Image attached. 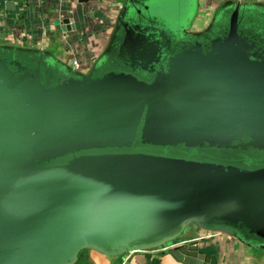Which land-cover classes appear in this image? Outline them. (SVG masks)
<instances>
[{"label": "water", "instance_id": "obj_1", "mask_svg": "<svg viewBox=\"0 0 264 264\" xmlns=\"http://www.w3.org/2000/svg\"><path fill=\"white\" fill-rule=\"evenodd\" d=\"M199 1L124 0L85 72L0 45V264L178 249L191 224L264 248V1L193 30Z\"/></svg>", "mask_w": 264, "mask_h": 264}, {"label": "crops", "instance_id": "obj_2", "mask_svg": "<svg viewBox=\"0 0 264 264\" xmlns=\"http://www.w3.org/2000/svg\"><path fill=\"white\" fill-rule=\"evenodd\" d=\"M225 0H200L201 28ZM244 1V0H242ZM264 1V0H248ZM124 0H0V45L37 48L87 71L101 54ZM178 249L153 248L109 256L90 250L85 264H264L253 248L226 232L189 225ZM179 245V246H180ZM78 262V261H77ZM76 262V263H77ZM81 262V264H83ZM75 263V264H76Z\"/></svg>", "mask_w": 264, "mask_h": 264}, {"label": "rangeland", "instance_id": "obj_3", "mask_svg": "<svg viewBox=\"0 0 264 264\" xmlns=\"http://www.w3.org/2000/svg\"><path fill=\"white\" fill-rule=\"evenodd\" d=\"M199 2H200V1H199ZM199 11H200V9H198L197 17L199 16ZM210 21H211V20H210ZM208 24H209V23H208ZM208 24H207V25H208ZM207 25H206V26H207ZM206 26H205V27H206ZM205 27H203V28H205ZM203 28H201V24H198L197 21H195L194 24H193V26H192V29H193V30H201V29H203ZM68 65H69L73 70H76V69L73 68L72 65H70V64H68ZM77 71H78V70H77ZM94 251H95V250H94ZM88 252L90 253V250H89V249H85V250L82 251V255L85 254V253H88ZM102 254H103V253H102ZM81 262H82V257H80V258L78 259V262H77L76 264H81ZM82 263L85 264V261L82 262Z\"/></svg>", "mask_w": 264, "mask_h": 264}, {"label": "built area", "instance_id": "obj_4", "mask_svg": "<svg viewBox=\"0 0 264 264\" xmlns=\"http://www.w3.org/2000/svg\"><path fill=\"white\" fill-rule=\"evenodd\" d=\"M80 63L78 62V60H74L73 61V68L77 69L79 67Z\"/></svg>", "mask_w": 264, "mask_h": 264}, {"label": "trees", "instance_id": "obj_5", "mask_svg": "<svg viewBox=\"0 0 264 264\" xmlns=\"http://www.w3.org/2000/svg\"><path fill=\"white\" fill-rule=\"evenodd\" d=\"M80 257H82V251H81V253H80V256H79V258H80Z\"/></svg>", "mask_w": 264, "mask_h": 264}]
</instances>
